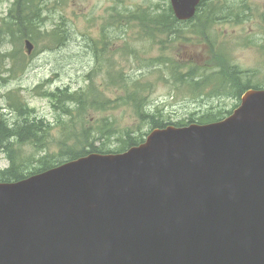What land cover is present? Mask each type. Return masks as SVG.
I'll return each mask as SVG.
<instances>
[{
	"label": "water",
	"instance_id": "1",
	"mask_svg": "<svg viewBox=\"0 0 264 264\" xmlns=\"http://www.w3.org/2000/svg\"><path fill=\"white\" fill-rule=\"evenodd\" d=\"M200 2L171 5L186 21ZM0 264H264V88L224 119L0 180Z\"/></svg>",
	"mask_w": 264,
	"mask_h": 264
},
{
	"label": "rangeland",
	"instance_id": "2",
	"mask_svg": "<svg viewBox=\"0 0 264 264\" xmlns=\"http://www.w3.org/2000/svg\"><path fill=\"white\" fill-rule=\"evenodd\" d=\"M12 1L0 0V17L7 13ZM233 1L240 0H205L201 8H211L214 4L227 8ZM144 3L147 4L141 12L129 19H124L125 14L117 18L110 16L109 9L113 6L136 9ZM247 3L251 4V11H247L244 1L236 6L246 11V20L235 23L230 16L221 18L208 36H195L193 22L181 25L175 34L157 31L155 35L150 30L149 35L155 36H148V30L142 31V19L153 23L155 15L168 11L170 0H33L31 7L25 10L33 25L23 39H31L35 50L29 55L25 49V59L15 55L18 67L11 72L4 68L10 67L12 59L0 57V95L11 90L18 92V104L24 106L27 101L37 115L25 109L24 115L18 113V118L43 122L49 127L47 142L42 146L32 142L14 143V149L20 153L23 172L28 174L42 169L41 159L47 154L50 159L63 156L59 155V143L71 118L66 114L69 109L64 106L66 103L38 95L35 90L43 86L53 91L66 87L84 88L95 64L98 65L94 74L96 83L109 82L108 71L113 68L123 70L124 77L129 79L153 82L145 91L144 108L149 116H140L130 102L122 105L112 102L107 110H90L85 120L78 122V128L85 124L91 129L102 151L122 149L128 133L138 137L149 132L155 126L153 119L167 124H186L192 118L198 119L212 104L223 111L233 110L240 99L225 96L206 100L204 105L200 98H193L188 88L171 77V70L163 62L174 60L181 68L191 65L194 77L201 81L203 76L219 70L216 61L225 53L245 72L246 80L264 85V0H247ZM42 15H47L46 24L39 28ZM185 37L188 39L184 40ZM18 46L0 42V54ZM7 76L13 78H2ZM218 79L215 76L209 80ZM106 95L114 98L116 88L106 90ZM5 105L6 100L0 98V106ZM191 113L195 114L189 118ZM8 117L15 118V112L10 111ZM105 124H109L110 129L100 132ZM8 155V151H0V171L10 166Z\"/></svg>",
	"mask_w": 264,
	"mask_h": 264
},
{
	"label": "trees",
	"instance_id": "3",
	"mask_svg": "<svg viewBox=\"0 0 264 264\" xmlns=\"http://www.w3.org/2000/svg\"><path fill=\"white\" fill-rule=\"evenodd\" d=\"M32 1L33 0H15L7 11V14L0 17V42H11L14 45H19L18 48H13L10 52L0 54V57L12 59L10 67L4 68L6 72H11L17 69L18 62L14 58L15 55H18L21 59H25L26 57L23 48V38L29 35V27L33 25V21L27 14H25V10L31 7ZM243 1L244 3H247V0H240L233 1V3L227 8L218 4H214L211 8H201L205 3V0H202L197 14L188 21H180L177 19L170 6L166 13L155 15L152 19L153 23H150L146 18H143L141 21L142 31L148 30V36H155L157 31L171 35L175 34L181 25L193 22L194 24L196 23V26L198 27L195 31L198 33L197 35L208 36L207 31L204 30L208 28V24L211 21L215 20V15L210 13L209 18L205 20L203 17H205L211 10H215L222 18H225L226 16H232L233 18L235 16V22L242 23L241 9H237L236 6ZM225 10H227V13H225ZM216 12L212 13L216 14ZM150 30H153L155 35H149ZM39 32L40 29H38V33ZM220 56L221 59H217L216 61V64L219 65V70L210 75L203 76L201 81L194 77L195 72L191 65H183L181 68L179 66L180 63L174 60H171V63L168 61H164L163 63L171 70V77L177 83L188 88L192 94L224 95L240 99L245 90L258 88L260 86L259 84L251 82L250 79L246 80L244 76L245 72L239 70L225 53H221ZM97 71L98 65L88 73L87 79L89 80V83L79 91H70V88L68 87L57 88L53 91L55 102L72 103L66 113L71 116V118L69 124L64 128L63 138L59 143L61 148L59 155L62 154L63 156L54 159H50L48 154L43 156L41 159L43 167L39 171L49 169L66 160L75 159L91 152H102L99 145L95 142L91 129L85 124H82L81 128H78V122L84 121L90 110L105 111L110 108L112 102L118 105L130 102L140 116H149L144 108L146 100L145 91L153 85L152 81L132 80L124 77L123 70L113 68L108 71L109 82L105 81L100 84L96 83L94 80V74ZM215 76L219 77V79L210 82L209 79ZM2 78L7 80L8 78L13 77L7 76ZM104 87L105 90H102ZM110 88H116V96L111 99L106 95V90ZM10 92L19 94L15 91ZM20 110L23 112L22 109ZM228 113H230V111H228L227 114ZM226 115L222 117H210V115H208L207 117L210 118V120L199 116L198 119L192 118L190 123H208L220 120ZM153 122L155 123L154 127H164L167 125V123L155 121L154 119ZM109 129V124H105L99 129V131L101 132ZM13 132H15L17 136L16 138H19L18 142L21 144L29 141L42 146L47 142L49 127L43 125V122L33 124L28 121H25L19 127L14 129L4 126L3 123L0 124V150L5 144L2 149L9 152L11 159L8 171L4 173L3 170L0 171V179L5 181L20 180L29 175L23 172V164L20 162V153H17L13 147L14 143L17 141L10 143V140H8ZM143 140L144 138L138 139V137L128 133L125 137L126 145L121 151L126 150ZM52 157H54V155H52Z\"/></svg>",
	"mask_w": 264,
	"mask_h": 264
},
{
	"label": "bare ground",
	"instance_id": "4",
	"mask_svg": "<svg viewBox=\"0 0 264 264\" xmlns=\"http://www.w3.org/2000/svg\"><path fill=\"white\" fill-rule=\"evenodd\" d=\"M13 1H12V3H13ZM146 4L147 3L140 4L136 9H130V8H127V7L118 8L116 6H113V7H111L109 9V13H110V16L113 17V18H117L120 15L125 14L126 16L124 17V19H129V18L137 15L139 12H141V10L143 9V6L146 5ZM244 6L248 8L247 11H251L252 10L251 4L245 3ZM240 9H241V12H242L241 20L244 21V20L247 19L248 15H246V11H244L242 8H240ZM212 12H216V11L215 10H211L209 13H207V15L205 17H203V19L205 20V19L209 18V16H210L209 14L210 13L215 15V20L211 21L208 24V28L206 30H204V31H207L208 35L213 33L212 29L215 28V26H216L217 22L219 21V19L222 18L217 12H216V14L212 13ZM230 17H232V16H230ZM46 18H47V15H42V22H41L39 27H42L43 25L46 24ZM235 19L236 18L234 16L233 20L236 21ZM235 23H237V22H235ZM196 29H198V27L196 26V23H195V28L193 30V33H194L195 36H199V35H197L198 33L195 32ZM187 39H188V37L184 38V40H187ZM35 54H37V53H35ZM69 90L70 91H79V90H81V88L80 89H72V88H70ZM35 92L38 95L46 96V97H48V98H50L52 100L55 99V97L53 96V90L52 89H47L44 86L42 88H40V89H36ZM16 95H17L16 93H12V92H7V93H5L3 95H0V98H3V99L6 100L5 107H1L0 106V114H1L0 115V124L3 123L4 126H6L8 128H11V129L17 128V127H19L21 124H23L25 122V121H21L18 118V113L21 112L22 115H24L25 109L30 111V112H32V114H34L37 117L36 110L33 107H31L27 101H26V104L24 106H23L22 103L18 104V102L16 101ZM222 97H225V96L224 95L194 94L193 98H200L202 103L205 105V104H207L206 100H209V99H220ZM65 103L66 104L64 106L68 107V108L72 104L70 102H65ZM20 109H22L23 112ZM10 111L15 112V114H16L15 118L8 117V114H10ZM194 114L195 113H191L189 118H191ZM226 114H227V111H223L222 109L219 108V106L217 108L214 104H212L206 110H204L203 114H201L200 116L205 118V119H207V120H210V118L207 117L208 115H210V117H222V116H224ZM28 122H30V121H28ZM30 123L35 124V122H30ZM16 137L17 136H16L15 132H13V134L8 138V140H10V143H12L14 141L18 142L19 138H16ZM140 138H145V135L144 134L139 135L138 139H140ZM28 142H26V143H28ZM4 146H5V144L2 146V148ZM7 171H8V168L3 170V173L7 172Z\"/></svg>",
	"mask_w": 264,
	"mask_h": 264
}]
</instances>
